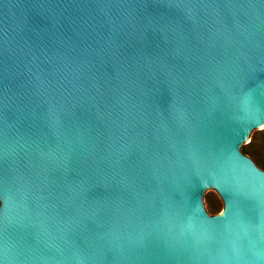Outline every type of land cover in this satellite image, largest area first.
Instances as JSON below:
<instances>
[{
  "label": "water",
  "instance_id": "95a60500",
  "mask_svg": "<svg viewBox=\"0 0 264 264\" xmlns=\"http://www.w3.org/2000/svg\"><path fill=\"white\" fill-rule=\"evenodd\" d=\"M263 132L264 0H0V264H264Z\"/></svg>",
  "mask_w": 264,
  "mask_h": 264
},
{
  "label": "rangeland",
  "instance_id": "374dc122",
  "mask_svg": "<svg viewBox=\"0 0 264 264\" xmlns=\"http://www.w3.org/2000/svg\"><path fill=\"white\" fill-rule=\"evenodd\" d=\"M247 156L264 171V132L260 136H254L248 149ZM221 208L214 196H208V214L216 215L221 212Z\"/></svg>",
  "mask_w": 264,
  "mask_h": 264
},
{
  "label": "trees",
  "instance_id": "16d2710c",
  "mask_svg": "<svg viewBox=\"0 0 264 264\" xmlns=\"http://www.w3.org/2000/svg\"><path fill=\"white\" fill-rule=\"evenodd\" d=\"M242 153H243V154H245V155H247V152H246V150H243V151H242Z\"/></svg>",
  "mask_w": 264,
  "mask_h": 264
}]
</instances>
